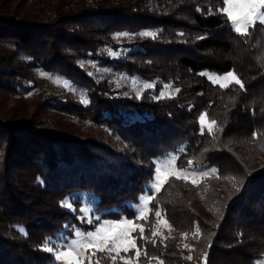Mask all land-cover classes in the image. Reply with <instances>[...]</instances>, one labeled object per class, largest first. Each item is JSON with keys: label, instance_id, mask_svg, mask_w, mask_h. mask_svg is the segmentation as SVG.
I'll use <instances>...</instances> for the list:
<instances>
[{"label": "trees", "instance_id": "trees-1", "mask_svg": "<svg viewBox=\"0 0 264 264\" xmlns=\"http://www.w3.org/2000/svg\"><path fill=\"white\" fill-rule=\"evenodd\" d=\"M222 7V0H0V90L26 100L41 69L65 77L88 101L50 93L29 116L20 104L0 113V264H55L44 241L73 236L82 194L99 219L135 217L131 204L146 191L154 159L167 152L177 153L179 167L191 160L217 173L162 185L144 220V235L156 243L137 239L145 258H264V147L246 153L264 140V32L237 34L217 12ZM145 31L158 35H138ZM230 70L243 89L206 75ZM115 74L155 87L137 98ZM202 114L217 121L211 133L201 134ZM157 206L172 232L152 238Z\"/></svg>", "mask_w": 264, "mask_h": 264}, {"label": "snow or ice", "instance_id": "snow-or-ice-1", "mask_svg": "<svg viewBox=\"0 0 264 264\" xmlns=\"http://www.w3.org/2000/svg\"><path fill=\"white\" fill-rule=\"evenodd\" d=\"M224 7L217 9V12L220 14L226 15L227 20L229 22L230 28L235 31L237 34L241 36H249L250 30L251 32H264V0H222ZM201 9H197L200 11ZM209 14H214L213 10L209 9ZM129 33H118L117 37H125L129 36ZM143 37L156 38L157 33L151 31H145L138 34ZM179 35L183 36V33ZM203 39L204 37H200ZM109 55H117L112 51H109ZM43 75V73H42ZM200 75H205L201 73ZM209 80H212L213 83H218L221 87L227 88L229 84L234 83L239 85L241 89L244 88V84L242 80L236 75L234 70L228 71L226 74L221 76H208ZM72 87V90L75 91V87L71 85H67ZM155 85L153 83L144 82L142 83V89H152ZM164 88H170L171 85H164ZM141 89H137L136 95L137 98H141ZM176 92H179V89H175ZM165 93L163 91L160 92L157 99L164 98ZM82 103H88L87 99L82 97ZM205 115L202 114L199 117V121L201 124V134L204 133V121ZM217 121L212 120L207 125L208 132H212L213 127L216 126ZM258 134L253 133V136L256 137ZM178 159L177 156L173 155L171 157H167L162 161L157 162V166L154 170L153 182L148 186V193L156 192L158 193L161 190V187L164 183L167 182V179L161 178V173L170 166H172L175 161ZM193 162L188 161V167L186 169L177 168L170 175L174 176L176 179H187L188 176H199L201 178L208 177L211 173H217V169H203L199 172H196L192 168ZM193 184H197V180H192ZM237 191L240 189L237 188ZM152 199V196L149 194H145L140 198V203L137 205V213L136 219H146L144 213V207L148 204V202ZM64 206L69 209L73 208L71 202L66 203ZM88 211L86 208H81L80 212L84 213ZM166 213L158 206L155 209V217L157 218V223H162L169 228H171V224L165 217ZM84 220L88 224H93L94 221L88 219L86 216L79 217ZM96 222H99V218H96ZM105 225H109V228L106 229ZM133 220H129L127 218L122 219L119 222H108L104 221L100 223V226L95 227L94 230L82 232L79 229L75 230V236L79 239H71V240H61L60 243H53L51 239L45 240L42 250L47 251L48 253L53 254L54 259L56 261L63 262V264H99V260L97 259L93 262L92 257L96 255L97 252L104 253L107 252L109 254V258L115 264L117 256L120 255V252L123 251L125 253L129 252L130 249H135V257L137 260L141 257L142 253L137 246L136 239L131 235V233H135L137 231V227L139 229V239L144 240L145 242H151L155 244V239H151L144 235L145 229L143 226L133 227ZM23 231V229H21ZM200 232L199 227L196 228L195 235H198ZM183 236H187V233H183ZM158 236L157 231L151 232V237L156 238ZM211 245H209L210 247ZM185 248H189V245L185 244ZM112 252H115L116 255H111ZM143 255L147 257V251L145 250ZM123 261V264H132L131 258H125L123 256L120 257ZM151 259V258H149ZM187 260L193 259L192 256L186 257ZM204 262L207 264V253L204 254ZM163 264V261H161Z\"/></svg>", "mask_w": 264, "mask_h": 264}, {"label": "rangeland", "instance_id": "rangeland-1", "mask_svg": "<svg viewBox=\"0 0 264 264\" xmlns=\"http://www.w3.org/2000/svg\"><path fill=\"white\" fill-rule=\"evenodd\" d=\"M19 1H24V0H15V2H19ZM42 73H43V75H42ZM224 74H226V73L219 74V73H215V72H206L207 77L209 75L221 76V75H224ZM35 79H36V85L34 87H32L31 93H30V97L29 96H25L26 100H24V101H21V99H20L21 97L19 99H17L16 97H11L8 94H5L4 92H2L0 90V113L4 112L5 110H8V109H9V111L11 109H15L16 110V109L19 108L18 105L20 104V106H22L20 109H22L24 111V113L29 116L34 111L36 105L38 103H40V101L42 100L41 97H44L45 95L50 94V93L51 94H61V95L69 93V94L75 95L76 97H78L80 99L82 97L86 98L85 94H84V91L81 88H79L76 85H73L70 81H68L65 77L61 76L58 73L48 72V71H43L41 69H38L36 71V74H35ZM113 80H115V83H116V85H118V87H121V88H125L126 87L128 93H130V92H135L136 93L138 88L142 90V83H144L139 78L127 77L124 74H118V75L115 74V75H113ZM216 84H218V83H216ZM67 85L74 86L76 90L73 91L72 87L67 86ZM39 96H40V98H39ZM15 107H17V108H15ZM8 117L9 116H7V118ZM208 124L209 123L205 120L204 121V127H207ZM254 145H257V148L261 149V147H264V140H262V142H259V143H256V144H252V147H250L247 150V152H246V153L249 152L247 154L248 156L250 155V153H252V150L255 153H258L260 151V150H257V148L254 147ZM233 149L241 151V149L238 148V145H235L233 147ZM173 155L177 156V153H175V152H167V153L161 154L160 156H157L154 159L153 175H152L151 181L146 186V191L139 197V200L136 203H132L131 204V207H132L133 211L135 212V217H133V218H131L129 220H133V225H132L133 227L143 226L144 229L147 228V224L145 223L144 220L148 219V215L150 213V202L154 199V197L156 195V192L148 193V186L150 184H152V182H153L154 170H155V167L157 166V162L158 161H162L165 158L171 157ZM187 167H188V165L185 166V167H179L177 165V160H176L175 163L172 166L166 168L164 170V172L161 173V178L168 180L170 177H174V176H171L170 174L173 171H175L177 168L186 169ZM192 168H193L194 171L199 172V171H201L203 169H210V168H214V167H211V166L206 165V164H200V165L199 164H197V165L196 164H192ZM215 174L216 173H211L209 176H213ZM193 179H196L197 183H198L203 178H201L199 176H195V177L188 176L186 181H189V182L192 183ZM183 180H185V179H183ZM146 193L152 196V199L144 207V213H145L146 219H136L137 205L140 203V198L143 195H145ZM79 198H80V201H81L80 202V206L78 208V210H79V214H78L79 215L78 216L79 225L78 226H76V225L72 226L73 227V236L71 238L67 239V240L79 239L78 237L75 236V230L76 229H79L82 232H86V231L94 230L95 227L100 226V223H103L104 221L119 222L122 219L126 218L123 215V216H121L118 219H99V222H96V218L97 217L99 218V215H95L93 213L94 209H93V204H92V201L90 200V198L87 195H83V194ZM68 202H71L72 205H73V202L71 200H69V199H67L65 201V204L68 203ZM66 208H68V207H66ZM81 208H86L88 211H86L84 213H81L80 212ZM71 210L74 211V206H73V208ZM81 216H86L88 219L93 220L94 223L93 224L86 223L84 220L79 218ZM163 218H165V217H162V219ZM152 219L153 220L151 222V231H157L158 235H160L161 237L166 236V235H170V233L172 232V228H169L168 226H166V225H164L162 223H157V218L155 217V214H154V217ZM105 228L108 229L109 225H105ZM221 230H222L223 233H225L227 231V229L225 227V223L222 224ZM131 235L134 236V237H137V239H139V229H138V227H137V231L135 233H131ZM137 239H136V243L138 242ZM139 249H140L142 255H141V257L138 260L135 257V251L136 250L135 249H130V251L127 252V253L121 251L120 255L117 256L115 264H123V261L120 259L121 256H123L125 258H131L132 264H161V260L158 259L156 256H150L151 259H149V258L146 259L145 256L143 255L144 252L142 251V249L141 248H139ZM111 255H116V253L112 252ZM92 259H93V262H95L98 259L99 260V264L101 262H102V264H105V260L108 259L107 261L110 260L109 264H113V262L109 258V254L107 252H104V253L97 252L96 255L94 257H92ZM55 264H63V262L56 261ZM85 264H87V261H85ZM256 264H264V258L258 259L256 261Z\"/></svg>", "mask_w": 264, "mask_h": 264}]
</instances>
